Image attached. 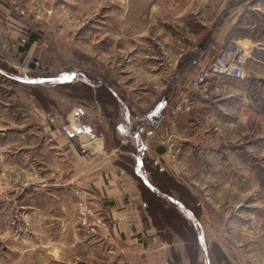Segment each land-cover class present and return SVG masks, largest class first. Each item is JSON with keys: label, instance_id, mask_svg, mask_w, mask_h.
Instances as JSON below:
<instances>
[{"label": "rangeland", "instance_id": "obj_1", "mask_svg": "<svg viewBox=\"0 0 264 264\" xmlns=\"http://www.w3.org/2000/svg\"><path fill=\"white\" fill-rule=\"evenodd\" d=\"M14 1L0 0V264H264V0ZM230 41L249 46L246 76L204 99L192 80ZM118 144L188 201L199 243L185 222L171 245L134 224L114 236L90 172L113 170Z\"/></svg>", "mask_w": 264, "mask_h": 264}, {"label": "crops", "instance_id": "obj_2", "mask_svg": "<svg viewBox=\"0 0 264 264\" xmlns=\"http://www.w3.org/2000/svg\"><path fill=\"white\" fill-rule=\"evenodd\" d=\"M101 144L102 149H106L105 142L104 148L103 142H101ZM119 150L118 147L112 146L109 150L107 149V153L115 155L119 159ZM96 153L104 154L106 152H101L100 149ZM114 165L115 167L113 170L107 168L104 172H100L98 175H94L95 169H92L90 172L93 176L91 178L93 184L101 188V194L105 201L104 206L109 209V215H112V217L116 219V224L113 229L117 230H114V236L119 239H138V236H144V233L146 232L147 234L149 233L154 240L158 239V235L160 234L154 227L151 218L146 214V207L138 185L136 184L137 192L135 191L133 198H129L127 186L125 184L126 182L124 181H127V177L131 176L124 170V168L120 166L116 167L117 163H114ZM142 178L145 179L144 177ZM131 224H134L136 228V236L134 235L135 238L131 236L132 233L128 232V226ZM169 244L170 243H168V245Z\"/></svg>", "mask_w": 264, "mask_h": 264}, {"label": "trees", "instance_id": "obj_3", "mask_svg": "<svg viewBox=\"0 0 264 264\" xmlns=\"http://www.w3.org/2000/svg\"><path fill=\"white\" fill-rule=\"evenodd\" d=\"M33 40H31V42H33ZM116 147H120V145L118 144ZM125 147V146H123ZM123 147L119 150V159L117 162V164H119L120 167L124 168V170L129 173L135 180H138V187L141 191V195L142 198L144 200V205H145V209H146V214L151 218L152 223L154 225V227L157 229V231L159 232V234L163 237V239L172 244V240L171 241H167L164 236H163V232L166 231V229L169 227L170 230H172L173 232L171 233H178L179 236L183 239H185L183 237L182 234H180L179 231H181V227L183 222L186 223V225L189 226V224H191V227L193 228V241L198 242L199 243V231L200 228L199 226L194 222V220L189 216V214H192L193 217H195L196 219H198L197 215L195 214V212L191 209L190 204L188 203V201L184 200H175L177 201L179 204H181L184 208V214L185 216L188 217V219L186 217L183 218V216L181 217V213L179 212V205L176 204L175 202L170 200L171 194L170 191L162 184H160V179L158 177V175H154L155 172H152V170H150L152 177L150 179H147V181H145L142 177L138 176L137 173L135 172V169L132 166V163L134 164V157H136L137 154V149L135 147H131L133 148L131 153H128V157L125 155L126 153H124V151L122 150ZM164 150L160 149V153H163ZM128 159L130 161H132V163L128 164L127 162H123L122 159ZM148 168V167H147ZM160 170L159 172H161V174H163L164 170L158 169ZM129 171V172H128ZM185 219V220H184ZM179 221V222H178ZM176 224H178V228L176 227ZM167 232V231H166ZM187 240H185L186 242ZM194 242V243H195ZM172 248V247H171Z\"/></svg>", "mask_w": 264, "mask_h": 264}, {"label": "built area", "instance_id": "obj_4", "mask_svg": "<svg viewBox=\"0 0 264 264\" xmlns=\"http://www.w3.org/2000/svg\"><path fill=\"white\" fill-rule=\"evenodd\" d=\"M5 4L14 6V0H1ZM18 10V9H17ZM20 10V9H19ZM22 11V10H21ZM210 51L214 54L211 60L200 70L192 80L191 86L208 99L211 96L210 86L218 79L227 78L242 80L246 76V66L250 58V52L236 41H230L225 45H211ZM201 56L204 52H198ZM192 108V101L185 93L180 98L174 109V113L187 112ZM173 146L170 144L169 147ZM138 173V172H137Z\"/></svg>", "mask_w": 264, "mask_h": 264}, {"label": "water", "instance_id": "obj_5", "mask_svg": "<svg viewBox=\"0 0 264 264\" xmlns=\"http://www.w3.org/2000/svg\"><path fill=\"white\" fill-rule=\"evenodd\" d=\"M117 129H118V131H120L121 133H126V130H125V127L122 125V124H120V125H118V127H117ZM87 132L89 133V130L87 129ZM145 180V179H144ZM146 181V180H145ZM196 220V219H195ZM197 221V220H196ZM198 222V221H197Z\"/></svg>", "mask_w": 264, "mask_h": 264}, {"label": "bare ground", "instance_id": "obj_6", "mask_svg": "<svg viewBox=\"0 0 264 264\" xmlns=\"http://www.w3.org/2000/svg\"><path fill=\"white\" fill-rule=\"evenodd\" d=\"M238 43H239V42H238ZM244 47L247 48V49L249 48V46H244Z\"/></svg>", "mask_w": 264, "mask_h": 264}]
</instances>
